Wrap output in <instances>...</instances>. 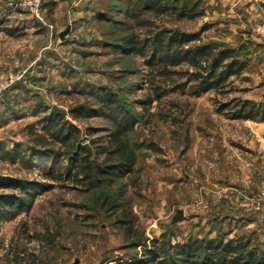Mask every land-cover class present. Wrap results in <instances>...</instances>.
<instances>
[{
	"label": "rangeland",
	"instance_id": "rangeland-1",
	"mask_svg": "<svg viewBox=\"0 0 264 264\" xmlns=\"http://www.w3.org/2000/svg\"><path fill=\"white\" fill-rule=\"evenodd\" d=\"M8 1L0 0L3 33L10 23L6 14L18 12L7 9ZM184 2L192 10L189 14L196 16L179 14ZM155 4L156 9L136 7V0H45L51 27L22 12L30 18L29 24L39 25L41 35L25 36V45L0 64V74L25 72L12 87L23 83L39 89L45 110L18 117L0 106V154L19 147L31 162L46 166L47 172L53 165L56 171L54 178L48 177L39 167L0 155V198L7 202L1 208L10 209L15 202L27 206L30 198L24 186L39 189L29 207L13 219L0 221V264H13L6 242L16 251H28L30 264H118L141 250L127 247L120 224L126 208L135 217L136 229L150 239L165 235L177 243L238 234L264 247V201L258 204L264 194V119L233 118L234 107L224 106L238 100L264 103V0H159ZM68 26L70 32L61 39ZM162 29L199 34L192 44L230 48L247 66L228 80L222 89L227 93L174 90L175 84L187 80V62L170 66L165 74L147 63L150 51L126 53L121 45L125 36L135 34L143 40ZM18 40L22 41L14 44ZM26 45L44 47L34 63L44 62L45 78L39 86L27 68L31 60L26 59L34 54ZM12 87L0 99H8ZM164 90V95L144 106L143 100ZM100 91L102 96L117 98L110 110L120 122H126L125 112L137 117L128 137L138 159L125 176L96 175L87 187L77 181L75 171L66 172L63 153L49 161L43 153L31 155L35 135L30 125L42 132L45 116L53 112L50 106L64 109L60 115L68 128H78L77 138L90 145L92 160L104 163L105 155L96 156V146L108 145L115 124L100 114L74 118L71 113L80 104L99 110ZM13 100L22 115L35 107V103L24 107L25 101ZM55 148L66 150L60 141ZM14 181H20V186ZM105 198L109 203L118 198L126 208L109 210ZM178 208L184 209V217L172 223Z\"/></svg>",
	"mask_w": 264,
	"mask_h": 264
},
{
	"label": "trees",
	"instance_id": "trees-1",
	"mask_svg": "<svg viewBox=\"0 0 264 264\" xmlns=\"http://www.w3.org/2000/svg\"><path fill=\"white\" fill-rule=\"evenodd\" d=\"M136 0V7L145 5V7L155 8L159 0ZM53 4V3H52ZM195 4L193 7L196 8ZM169 7V4L166 5ZM192 9V8H191ZM194 10V9H193ZM134 11V10H133ZM189 3L184 2L180 15L189 14ZM196 16L195 13L189 14ZM1 23V22H0ZM10 31L8 27L3 28ZM159 30L152 36L143 40L135 34L123 37L124 52L126 53H146L150 51V58L147 63L150 66H159L162 73L168 74L170 66H177L187 62L190 68L186 70L187 80L180 84H175L172 89H189L190 93L200 95L210 89L222 91L227 86L228 80L233 75H239L247 66V61L234 56L230 48L220 47L218 44H192L199 40V34L186 33L181 30ZM120 46V44H119ZM119 46L114 45L118 48ZM193 68V69H192ZM103 91V90H102ZM102 91L98 93V99L101 102V108L94 110L85 105H78L71 112L74 118L91 117L97 114L111 119L115 124V128L109 133L107 146H96V156L105 155L104 163H96L91 158V153L82 144L78 138V128L69 127L68 122L63 119L59 113L51 112L45 116L43 131H35L33 126L30 128L34 132V147L31 155L43 153L48 157V161L63 153L67 160L65 170L67 173L75 171V177H79L77 181L83 183L84 186H92L97 176L105 177L106 175H116L118 177L125 176L133 171L138 159L135 148L130 143L128 137V129L138 122L135 115L125 112L126 122H120L112 113L111 104L117 102V98L110 94L102 96ZM222 91L223 93H227ZM165 94V90L157 92L154 96H149L143 100L144 106L150 105L156 99ZM224 106L234 107V112L230 114L233 118H259L264 119V103H255L251 100L229 101ZM60 141L66 148L61 152L55 148V144ZM152 145L151 147H153ZM3 151V150H2ZM1 151V153H2ZM23 150L19 147L15 150H4L2 158H8L13 162L18 159L26 166L33 168L39 167L45 171L48 177L54 178L56 168L53 167L49 172L46 166L39 165L37 161L31 162V157L23 155ZM35 163V164H34ZM43 173V172H42ZM97 175V176H96ZM3 183V182H2ZM0 180V185H2ZM17 187L20 181H14ZM51 187L50 184H45ZM24 186L26 193L27 206L16 204L10 209L0 207V221L10 220L16 217L24 208L32 204L37 188ZM124 194V190L120 195ZM105 198V204L109 210L115 211L119 208H126V204L119 202L115 198L111 203ZM25 201V200H24ZM6 204V200L0 198V205ZM125 216L120 220V224L124 226V236L129 241L130 248H140L127 260H119L118 264H264V247L252 244L251 238L240 236L238 234L233 237L216 236L213 238H188L184 242L173 243L171 239L154 237L152 239L144 235L135 227V217L127 208L123 210ZM13 264H17L10 259Z\"/></svg>",
	"mask_w": 264,
	"mask_h": 264
},
{
	"label": "crops",
	"instance_id": "crops-1",
	"mask_svg": "<svg viewBox=\"0 0 264 264\" xmlns=\"http://www.w3.org/2000/svg\"><path fill=\"white\" fill-rule=\"evenodd\" d=\"M50 5L52 7L54 6V3L53 4L51 3ZM51 10H50V14H52ZM6 19L10 21V23L7 25L10 31L5 30L6 33L0 32V64L3 62L7 63V61H9L8 58L11 55V52L15 53L18 51L20 47H23L25 45L24 44L25 36H29V34L31 35L35 34L34 36L38 37L39 35H41L40 32H38L39 31L38 28H40L39 25L38 24L36 25L32 20L31 21L33 24H29L30 18H28L27 14H24L20 11L9 12L8 14H6ZM42 32H44V30ZM16 38L22 39L23 41L22 45H21L22 41L20 40H18L16 44H14L15 40H17ZM11 48H13V50ZM26 48H29L27 50H29L30 52L34 54L33 59H26L27 61L31 60L30 64H27V68L28 70H30V76H31L32 82H35V84L37 83L39 86L41 84V81H43L45 78L42 75V72L45 69L43 68L44 62L41 61L40 63H36L35 65L34 63L36 62V59L39 57L38 55H40L44 47L43 46L40 47V45L38 46L37 45L36 46L26 45ZM14 55H15L14 56L15 58H18L16 54ZM18 61H19V64L22 63V59H19ZM8 64L6 65V67L10 66V64L9 65ZM22 84L23 83H19L17 86L12 87V89L8 92L9 94H7L8 99L7 98L0 99V106L2 107L6 106L7 107L5 108L6 112L13 116L24 117L28 114L38 115L40 113V110H45V105L41 104V98H42L41 96L43 93L39 89L35 88L36 86H34L35 89H33V87L31 86L26 87V86H22ZM15 98L16 100L25 101L24 107H27V105L32 104V103H35V107H32L30 113L27 111L25 115H22L20 114L22 113L20 111V108H18V106L14 104H11L12 101L14 102L13 99ZM10 105L16 108H9ZM19 115H22V116H19ZM262 141L264 144V136H262Z\"/></svg>",
	"mask_w": 264,
	"mask_h": 264
},
{
	"label": "built area",
	"instance_id": "built-area-1",
	"mask_svg": "<svg viewBox=\"0 0 264 264\" xmlns=\"http://www.w3.org/2000/svg\"><path fill=\"white\" fill-rule=\"evenodd\" d=\"M45 0H9L7 9L10 11H21L29 14L35 21L49 25L44 13ZM25 72L14 74L13 72H6L0 74V96L9 88H11L17 81L23 77ZM264 201V194L258 198V204ZM8 248V256L13 262L17 264H30L28 251H16L12 247L11 242H6Z\"/></svg>",
	"mask_w": 264,
	"mask_h": 264
},
{
	"label": "water",
	"instance_id": "water-1",
	"mask_svg": "<svg viewBox=\"0 0 264 264\" xmlns=\"http://www.w3.org/2000/svg\"><path fill=\"white\" fill-rule=\"evenodd\" d=\"M70 32V26H68L65 30H63L60 33V38L64 39L65 36ZM51 110L53 112L59 113V114H65V110L57 107L56 105H52L51 106ZM84 146L88 149V151L92 154V148L90 147V145L88 143H85ZM184 217V209L182 208H178L176 210V213L174 214L173 218H172V223H176L177 221H179L180 219H182Z\"/></svg>",
	"mask_w": 264,
	"mask_h": 264
}]
</instances>
